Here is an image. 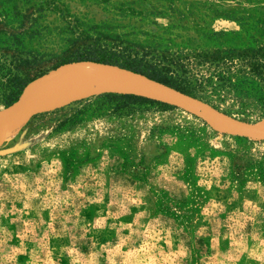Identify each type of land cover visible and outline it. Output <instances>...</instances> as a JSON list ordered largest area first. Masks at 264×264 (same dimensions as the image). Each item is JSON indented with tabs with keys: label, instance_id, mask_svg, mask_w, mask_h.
I'll use <instances>...</instances> for the list:
<instances>
[{
	"label": "rangeland",
	"instance_id": "rangeland-1",
	"mask_svg": "<svg viewBox=\"0 0 264 264\" xmlns=\"http://www.w3.org/2000/svg\"><path fill=\"white\" fill-rule=\"evenodd\" d=\"M56 1L117 33L134 28V41L264 43L240 20L264 19V0ZM102 93L41 112L0 105V264H264V117L189 98L193 108L117 115L93 104L59 127Z\"/></svg>",
	"mask_w": 264,
	"mask_h": 264
},
{
	"label": "trees",
	"instance_id": "trees-1",
	"mask_svg": "<svg viewBox=\"0 0 264 264\" xmlns=\"http://www.w3.org/2000/svg\"><path fill=\"white\" fill-rule=\"evenodd\" d=\"M120 13L141 15L133 10ZM240 20L252 21L253 25H245L264 36V19L248 15ZM118 29L123 28L87 22L56 0H0V105L12 107L50 71L91 63L140 76L217 111L229 103L238 115L264 117V43L249 37L254 41L247 46L191 49L143 31L137 34L146 39L134 41L130 39L134 28L124 33ZM225 35L220 31L212 36ZM82 102H87L82 110L59 127L81 121L84 109L93 104L107 105L103 111L111 115L132 111V106L168 108L164 102L129 94L105 93L75 104ZM223 113L229 115L231 110Z\"/></svg>",
	"mask_w": 264,
	"mask_h": 264
},
{
	"label": "bare ground",
	"instance_id": "bare-ground-1",
	"mask_svg": "<svg viewBox=\"0 0 264 264\" xmlns=\"http://www.w3.org/2000/svg\"><path fill=\"white\" fill-rule=\"evenodd\" d=\"M73 65L60 68L52 75L42 77L39 81L36 80V83L33 82L35 85L32 83L31 89L27 93L25 92L26 94L24 93L25 95L22 96L19 103H16L19 104L18 107L21 111H45L68 100L78 99L96 91L150 97L149 99L152 100L182 107H190L191 102H193L184 95L175 91L174 93L173 90L171 91L140 76L118 70V68L90 63Z\"/></svg>",
	"mask_w": 264,
	"mask_h": 264
},
{
	"label": "water",
	"instance_id": "water-1",
	"mask_svg": "<svg viewBox=\"0 0 264 264\" xmlns=\"http://www.w3.org/2000/svg\"><path fill=\"white\" fill-rule=\"evenodd\" d=\"M164 87V86H163ZM166 88V87H165ZM167 89H169V88H167ZM171 90V89H170ZM174 91V90H173ZM25 92V91H24ZM176 92V91H175ZM176 93H178V92H176ZM102 94H105V93H102ZM114 94H116V93H114ZM180 94V93H179ZM23 95V94H22ZM129 95H132V94H129ZM135 96H138V95H135ZM140 97H142V96H140ZM144 98H146V97H144ZM149 99V98H148ZM20 100V99H19Z\"/></svg>",
	"mask_w": 264,
	"mask_h": 264
}]
</instances>
